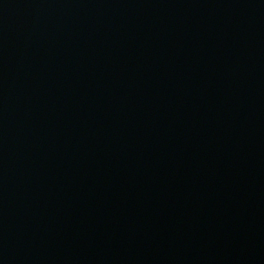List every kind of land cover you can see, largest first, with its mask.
I'll return each mask as SVG.
<instances>
[{
  "label": "water",
  "instance_id": "obj_1",
  "mask_svg": "<svg viewBox=\"0 0 264 264\" xmlns=\"http://www.w3.org/2000/svg\"><path fill=\"white\" fill-rule=\"evenodd\" d=\"M0 264H264V0H0Z\"/></svg>",
  "mask_w": 264,
  "mask_h": 264
}]
</instances>
